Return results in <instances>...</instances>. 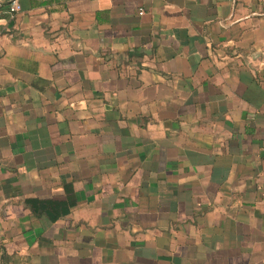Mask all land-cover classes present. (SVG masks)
Masks as SVG:
<instances>
[{
  "label": "crops",
  "instance_id": "obj_1",
  "mask_svg": "<svg viewBox=\"0 0 264 264\" xmlns=\"http://www.w3.org/2000/svg\"><path fill=\"white\" fill-rule=\"evenodd\" d=\"M9 1L0 264H264V0Z\"/></svg>",
  "mask_w": 264,
  "mask_h": 264
},
{
  "label": "built area",
  "instance_id": "obj_2",
  "mask_svg": "<svg viewBox=\"0 0 264 264\" xmlns=\"http://www.w3.org/2000/svg\"><path fill=\"white\" fill-rule=\"evenodd\" d=\"M18 11H20V5L18 4V2L16 0L9 1L8 2V12L17 13ZM139 14H143L142 9L139 10ZM0 37H1V34H0Z\"/></svg>",
  "mask_w": 264,
  "mask_h": 264
}]
</instances>
